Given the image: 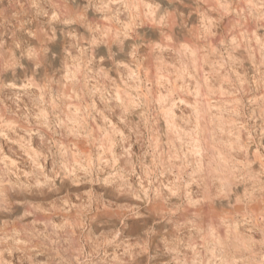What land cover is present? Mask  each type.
<instances>
[{"label":"rangeland","instance_id":"obj_1","mask_svg":"<svg viewBox=\"0 0 264 264\" xmlns=\"http://www.w3.org/2000/svg\"><path fill=\"white\" fill-rule=\"evenodd\" d=\"M0 264H264V0H0Z\"/></svg>","mask_w":264,"mask_h":264},{"label":"bare ground","instance_id":"obj_2","mask_svg":"<svg viewBox=\"0 0 264 264\" xmlns=\"http://www.w3.org/2000/svg\"><path fill=\"white\" fill-rule=\"evenodd\" d=\"M231 64V63H230ZM229 77V76H228ZM41 88V87H40ZM34 91V90H33ZM91 91V90H90ZM96 91V90H95ZM233 91V90H232ZM22 93V92H21ZM34 94V93H33ZM162 97V96H161ZM162 100V99H161ZM176 100V99H175ZM139 101V100H138ZM11 102V101H10ZM113 104V103H112ZM172 105V104H171ZM13 106V105H12ZM31 115V114H30ZM80 115V114H79ZM178 119V118H177ZM108 120V119H107ZM183 120V119H182ZM189 121V120H188ZM37 137V136H36ZM40 137V136H39ZM41 138V137H40ZM215 151V150H214ZM235 155V154H234ZM170 169V168H169ZM171 170V169H170ZM39 174V173H38ZM52 177V176H51ZM75 177V176H74ZM41 179V178H40ZM247 218V217H246ZM17 239V238H16ZM15 239V240H16ZM262 248V247H261ZM122 250V249H121ZM118 252V251H117Z\"/></svg>","mask_w":264,"mask_h":264}]
</instances>
